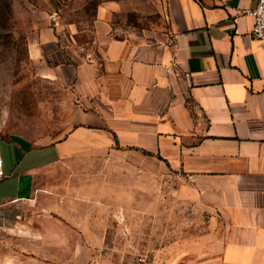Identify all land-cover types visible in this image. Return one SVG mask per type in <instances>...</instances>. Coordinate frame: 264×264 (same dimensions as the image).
I'll return each mask as SVG.
<instances>
[{"label":"crops","instance_id":"0c3cea01","mask_svg":"<svg viewBox=\"0 0 264 264\" xmlns=\"http://www.w3.org/2000/svg\"><path fill=\"white\" fill-rule=\"evenodd\" d=\"M257 1L156 0L153 27L120 36L107 2L91 47L49 31L50 49L32 45L64 122L47 140L0 138V264H86L72 247L105 246L119 215L166 217L168 198L208 227L163 264H264Z\"/></svg>","mask_w":264,"mask_h":264},{"label":"rangeland","instance_id":"374dc122","mask_svg":"<svg viewBox=\"0 0 264 264\" xmlns=\"http://www.w3.org/2000/svg\"><path fill=\"white\" fill-rule=\"evenodd\" d=\"M107 2L115 3L110 25L118 36L155 24L156 0H0L1 139L47 140L48 133L63 126L66 93L61 84L43 77L45 62L34 61L30 48L38 41L50 49L48 31L64 47H91L97 8ZM3 147L0 141L1 151ZM174 208V199L168 198L166 217L119 215L106 232L105 246L72 247V256L86 259V264H163L189 250L208 227L198 211L183 208L180 216Z\"/></svg>","mask_w":264,"mask_h":264},{"label":"built area","instance_id":"2783aa9c","mask_svg":"<svg viewBox=\"0 0 264 264\" xmlns=\"http://www.w3.org/2000/svg\"><path fill=\"white\" fill-rule=\"evenodd\" d=\"M246 14L252 16L253 19L249 31L250 35L255 39L264 41V0H258L255 8L246 11ZM0 167H1V159H0Z\"/></svg>","mask_w":264,"mask_h":264}]
</instances>
